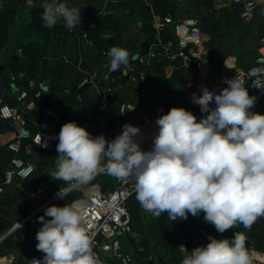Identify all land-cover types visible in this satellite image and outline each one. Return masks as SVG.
I'll return each mask as SVG.
<instances>
[{"label":"trees","instance_id":"trees-1","mask_svg":"<svg viewBox=\"0 0 264 264\" xmlns=\"http://www.w3.org/2000/svg\"><path fill=\"white\" fill-rule=\"evenodd\" d=\"M242 9V3L232 0H184L183 2L181 0H139L136 16L140 21V31L145 35L147 43H150L156 34L163 41H175L174 21L182 16H195L200 22L202 32L208 35L203 43L211 54L209 63L212 68L220 66L224 55L233 53L236 55V64L241 69L247 70L259 53L258 39L264 33V0L258 1V7L249 19L241 16ZM16 11H18V20L22 22V27L15 39L16 45L21 47V54H14L6 60V67L11 76L1 75L0 86L7 88L3 94L4 100L13 104L16 100L12 83L17 91L25 89L30 78L47 79L48 91L39 95H34L32 90L28 92V98L32 102L29 109L30 117L38 119L45 117L52 93L58 103L57 127L61 128L64 123L69 122L68 116L72 114L71 121L78 122L93 136L104 135L107 140L114 139L115 125L118 121L122 122L125 116H127L128 124L143 122V116H148L151 119H146L143 133L137 137L142 146L152 140L157 129L155 124L157 118L152 117L155 116L158 105L164 107L165 113L172 107H184L196 117L204 114L198 105L188 103L185 99L186 92L198 81V73L194 69V59L191 55H188L186 59L181 56L171 59L165 54H158L151 58L149 64H145L134 57L136 53L138 55L145 52L144 47L139 44L138 52L130 56L127 71L129 76L123 73L124 66L116 72L109 71V58L104 52L113 46L127 49L130 42L135 39L133 32L127 34L132 21L125 14L97 12L93 19L94 24L87 29L85 38L78 31L71 32L74 34L75 56L69 53L65 58L62 52L52 45V39L55 35L65 36L69 32L59 25L52 28L44 27L41 5H32L27 10L22 7L18 10L9 7L0 12V49L6 44L9 29L17 20L14 15ZM164 16H169L171 20L165 21ZM155 17L162 22L158 29L152 26ZM104 32H108L109 35L105 36ZM77 47L80 50L78 54ZM104 57H106L105 66L98 73L108 72L109 76L114 77L115 81L111 83L112 85L119 80L126 81L127 85L124 88H114L109 93L107 108L101 111L97 107L99 90L107 84V81L103 78L97 79L93 71ZM144 73L147 75L146 79L143 77ZM84 77L91 84L96 83L88 101L83 99L87 86L83 89L79 88V83ZM245 85L250 92L248 80H245ZM122 101L132 102L135 107L127 110L123 115L119 111V104ZM161 111L162 108L159 107L158 112ZM252 111L264 114V95L257 100ZM99 117L103 118L104 126L101 125ZM4 125L9 127L7 122L0 118V127ZM27 126L32 133L35 131V126L32 124L29 123ZM10 138H0V183L12 156V151L7 147V141ZM57 143L58 141L54 143V146ZM149 146L146 144L142 148L146 150ZM32 148L33 152L22 149L19 154L25 160L33 161L34 170L26 177L13 175L11 180L4 184L1 192L0 234L36 207L38 198L34 196V193L42 182L48 183L42 197L44 200L52 192L65 186L64 182L50 177L55 170L58 153L53 152L52 147L45 148L39 145ZM94 181H97L103 190H110L116 185L115 178L104 173L98 174ZM81 194V188L69 190L65 199L59 198L57 201L48 203L0 239V254L18 249L14 260L8 264L27 263L29 256L34 253H38L43 259V253L36 249L38 243L36 238L32 248L25 246L28 239L32 237V235L27 236L30 225L35 227L33 236L36 237L37 231L42 226L38 217L44 214V209L52 205L63 206ZM127 209L130 231L124 234L125 249L131 253L133 264H181L182 253L179 245L182 238L185 240L188 251L206 245L209 235L222 239L221 233H218L213 225L204 221L203 213L195 217L189 214L186 220L176 222L168 220L166 213L156 218L140 207L134 192L127 199ZM235 232L246 235L247 247L253 242L256 249L264 252V217L258 219L250 230L245 229L243 225H238L223 234L230 237ZM195 234L198 237H195ZM36 260L38 259H34L35 262ZM114 264L121 263L114 260Z\"/></svg>","mask_w":264,"mask_h":264},{"label":"clouds","instance_id":"clouds-1","mask_svg":"<svg viewBox=\"0 0 264 264\" xmlns=\"http://www.w3.org/2000/svg\"><path fill=\"white\" fill-rule=\"evenodd\" d=\"M42 7L44 27L61 20L69 29L80 26L81 9L57 0ZM106 55L111 72L130 64L125 48L113 46ZM225 83L219 92L203 87L200 95L192 94V102L206 114L199 120L184 107L160 115L149 150L137 139L139 126L126 123L120 134L107 140L75 121L64 123L50 177L68 187L60 188L57 198L65 199L68 188L87 186L104 173L132 180L140 207L156 218L166 213L176 222L203 213L218 233L238 225L250 230L264 217V114L252 111L257 97L249 95L243 79L235 76ZM41 139L39 145L47 148V140ZM82 207L74 201L44 209L35 237L43 259L36 264H102L85 228ZM184 251L181 264H253L241 232L223 239L209 235L206 245Z\"/></svg>","mask_w":264,"mask_h":264},{"label":"built area","instance_id":"built-area-1","mask_svg":"<svg viewBox=\"0 0 264 264\" xmlns=\"http://www.w3.org/2000/svg\"><path fill=\"white\" fill-rule=\"evenodd\" d=\"M104 2H117L119 0H101ZM233 2L242 3L243 9L241 12L242 17H249L258 6L260 0H232ZM3 0H0V8H2ZM51 0H41V6ZM96 11H82L81 12V23L75 28H67L64 22L61 20L56 25H59L68 32L78 31L82 37L87 36V29L92 27L94 24V15ZM42 16V13H41ZM165 21H170L169 16H164ZM162 22L158 17H155L152 21V26L158 29ZM173 32L175 34V41H163L158 34L155 38L148 43V48L143 53L137 55L138 61L141 63L149 64L152 57L158 54H165L169 58L173 59L177 56H181L186 59L188 55L193 56L194 69L199 73L202 69L209 66V58L203 49L204 33L201 30L200 22L195 16H182L177 18L173 23ZM108 36L109 33H104ZM259 53L255 57V63L252 64L247 70L236 73L231 76L225 77L222 81L215 83H200L197 82L190 90L185 94V99L188 103L195 104L192 102V94H201V89L207 87L210 91L219 92L222 88L227 87L226 80L232 79L235 76L249 82V95L256 96L257 100L264 95V33L258 39ZM109 50H106V53ZM16 53L21 54V47L16 48ZM107 56V55H106ZM91 80V79H90ZM107 84L103 85L99 90V100L97 107L99 110H105L107 108V101L109 93L114 88H124L127 82L124 80L116 81L115 84H111L115 81L112 76L104 78ZM89 81L84 77L80 83ZM32 90L34 95H39L44 91L49 90V84L46 78H30L25 89L17 90L15 92L16 103H8L3 98V93L0 91V118L3 119L10 128L13 130V136L7 141V147L12 151V156L9 159V167L4 170V177L0 183V195L3 191L4 184L8 183L13 175L19 177H26L34 170V163L31 160H25L20 156V151L29 146H39L42 143V139H46L48 147H54V143L58 141V134L61 128L57 127L59 119L58 111L53 107L57 104L54 93L50 96L49 106L47 107L46 115L42 119L36 117H30L29 109L32 106L31 100L28 98V92ZM256 100V101H257ZM197 105V104H196ZM214 107V102L211 105ZM134 104L128 101H122L119 104V111L124 115L127 110L132 109ZM166 114L164 111L157 113L156 118L160 115ZM206 114L198 116L199 120ZM69 114L68 117H70ZM101 125L104 126L105 122L102 117H99ZM35 126V131L32 133L27 126L28 124ZM141 128L143 133L144 122L132 124ZM158 131V126L155 132ZM122 132L121 121H118L115 125L114 138ZM151 147L152 140L146 143ZM143 144V145H146ZM142 145V146H143ZM141 146V147H142ZM143 150L144 147L142 148ZM116 185L110 190H103L97 181H92L89 185L80 187L81 195L74 198L69 204L74 201L82 204V215L83 222L86 230L90 233L91 238L94 241L93 250L101 260L102 264H114V260L119 261L121 264H133V257L131 253L125 249L126 242L124 234L130 231L129 225V212L127 209V199L134 192L133 181H120L115 178ZM65 185L62 188H67ZM73 188H68L67 192ZM59 190L52 192V194L46 198L42 203L37 205L38 208L34 213L41 210L45 205L52 201H57V193ZM48 201L44 204V202ZM33 213V214H34ZM21 224V223H20ZM19 224V225H20ZM236 233V232H235ZM234 234V233H233ZM226 234H221L223 238H231ZM195 237H198L195 234ZM33 241L35 236L28 239L26 247H33ZM181 258L180 263L186 255L184 248H186L184 238L181 239L180 243ZM184 247V248H183ZM253 256V264H264V260H259L255 253H263L256 249L253 242L247 247ZM187 249V248H186ZM102 255V256H101ZM25 264V263H20ZM27 264H35L27 263Z\"/></svg>","mask_w":264,"mask_h":264},{"label":"crops","instance_id":"crops-1","mask_svg":"<svg viewBox=\"0 0 264 264\" xmlns=\"http://www.w3.org/2000/svg\"><path fill=\"white\" fill-rule=\"evenodd\" d=\"M57 2L66 3L69 7L79 8V9H81V12L90 10V11H96V12H101V13H105V12L122 13V14H125L126 16H128L129 18H131L130 20L132 22L130 23V25L128 27L127 34L133 32L135 35V39L130 42V44L127 48V50L130 53V56L132 54H135L136 52H138V45L139 44L142 45V42H145V35L143 34L142 31H140V21L136 16V8H137V4H138L139 0H119L117 2H110V1L104 2L101 0H57ZM2 3H3V5H2V8H0V12H3L4 10H6L9 7L16 8L17 10L20 7H22L24 10H27L32 5H41V0H3ZM14 15L17 18V20L13 23V25L9 29V33H8L9 38L11 37V35L13 37H17V35H18V33L22 27V22L18 20V11H16ZM245 19H249V18H245ZM104 33H108V32H104ZM73 36H74V34L69 32L65 36H63L62 34L55 35V37L52 39V45L55 46L56 48H58V50L60 52H62V56H64L65 58L68 56L69 53H71L72 56H75V51H74L75 43L73 40ZM207 37H208V35L204 33V40ZM258 46H259V42H258ZM17 47L18 46L16 45V43L14 45H10V46H6V44H5L0 49V62L5 65L6 69H7V67H6L5 62L10 56H13V54H17L16 53ZM199 49H203L206 52L208 58L211 60V58H210L211 54H210V52H208V48L204 45V43H203V47L199 48ZM79 52H80V50L77 47V54ZM52 53L53 52L51 49V54ZM251 58L253 59V56H251ZM105 63H106V57L103 58V61L100 63V65H98L97 67L94 68L93 75H96L97 79H100V78L104 79L107 76L108 72L107 73L104 72L103 74L98 73L99 70L105 66ZM254 63H255V59H254ZM128 68L129 67H127V68L123 67V73H125L126 76H129L127 74ZM243 71L244 70L241 69L236 64V55L233 53H230V54L224 55L220 66L216 67L215 69L212 68L210 63H209V66L207 68L202 69L198 73V81L197 82L215 83L218 81H222L227 76L234 75V74H232V72H235V74H236V73L243 72ZM97 73H98V76H97ZM90 84L91 83L89 82V85L87 86V91L84 93V96H83L84 101H88L91 98L92 91L95 88L94 85L96 83L91 84V85ZM0 91H2V93L4 94L7 91V88L0 86ZM53 107L57 110L58 103L54 104ZM159 107L162 108L161 112L164 111V107L161 105H158L156 107V110H155V116L152 118H156V114L160 113V112H158ZM72 116L73 115L71 114V116L68 117L69 121H71ZM146 119H151V118H149L148 116H143V122H145ZM76 123L78 124V122H76ZM78 125H80V124H78ZM4 126L6 128H4ZM4 126L0 127V138L5 139L8 137H12L13 130L10 128V126L9 127H7L6 125H4ZM24 150L26 152H33L32 146H29V145H26ZM47 187H48V183L42 182L39 185L37 191L34 193V196L37 198H42L43 194L47 190ZM42 202H38L36 204V206ZM34 229H35V227L31 224L30 225V231H29V234L27 236H31V235L33 236L34 235ZM17 253H18V249H15V251H10L8 253L0 254V264L11 263L14 260ZM36 258L38 260H42V258L40 257V255L38 253H34V254H31L29 256L27 263L34 262L36 264V262L34 261V259H36ZM27 263H25V264H27Z\"/></svg>","mask_w":264,"mask_h":264},{"label":"water","instance_id":"water-1","mask_svg":"<svg viewBox=\"0 0 264 264\" xmlns=\"http://www.w3.org/2000/svg\"><path fill=\"white\" fill-rule=\"evenodd\" d=\"M142 46L144 47V49L146 50L148 48V43L145 41V42H142ZM14 56V54H13ZM134 57H137V54L134 55ZM1 75H6L8 77H10V72L5 68V65L3 63L0 62V76ZM143 77L146 79L147 75L146 73L143 74ZM12 87H13V92H16V88L14 86V84L12 83L11 84ZM89 85V81H86L84 82L83 84H81L79 86L80 89H83L84 87L88 86ZM126 119H127V116L124 117V119L122 120V123H121V129H123V125H125L126 123ZM51 150L53 152H57L56 151V146L52 147ZM48 201L44 202L47 203ZM66 204V203H65ZM38 208H34L28 215H26L25 217L21 218L20 220L16 221L13 223V225L11 227H9L7 230H5L2 234H0V239H2L5 235H7L8 233H10L16 226H18L20 223L24 222L27 220V218L29 216H31Z\"/></svg>","mask_w":264,"mask_h":264},{"label":"rangeland","instance_id":"rangeland-1","mask_svg":"<svg viewBox=\"0 0 264 264\" xmlns=\"http://www.w3.org/2000/svg\"><path fill=\"white\" fill-rule=\"evenodd\" d=\"M183 1H184V0H181V2H183ZM257 7H258V6H257ZM256 9H257V8H256ZM256 9H255V10H256ZM255 10H254V11H255ZM253 13H254V12H253ZM253 13L251 14V16H249V17L247 16V17H244V18H250V17H252ZM19 21H20V19H19ZM16 38H17V37H13L12 35H11L10 38L8 37V40H7V42H6V46L14 45V44H15V41H16V40H15ZM232 74H235V72H232ZM145 121H146V120H145ZM146 150H148V148H147ZM43 200H44L43 198H38L36 201H37V202H39V201L42 202ZM101 256H102V255H101Z\"/></svg>","mask_w":264,"mask_h":264},{"label":"bare ground","instance_id":"bare-ground-1","mask_svg":"<svg viewBox=\"0 0 264 264\" xmlns=\"http://www.w3.org/2000/svg\"><path fill=\"white\" fill-rule=\"evenodd\" d=\"M255 255L259 258V260H264V252L263 253H255Z\"/></svg>","mask_w":264,"mask_h":264}]
</instances>
